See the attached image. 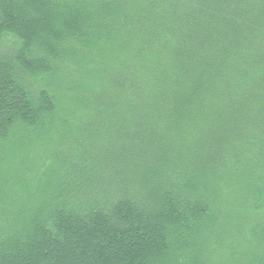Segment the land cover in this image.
<instances>
[{"label":"trees","instance_id":"trees-1","mask_svg":"<svg viewBox=\"0 0 264 264\" xmlns=\"http://www.w3.org/2000/svg\"><path fill=\"white\" fill-rule=\"evenodd\" d=\"M1 161L0 264H264V0H0Z\"/></svg>","mask_w":264,"mask_h":264},{"label":"rangeland","instance_id":"rangeland-1","mask_svg":"<svg viewBox=\"0 0 264 264\" xmlns=\"http://www.w3.org/2000/svg\"><path fill=\"white\" fill-rule=\"evenodd\" d=\"M18 147H20V145L18 144ZM44 148V147H43ZM46 148V147H45ZM48 149V148H47ZM8 152H4V156L6 157L7 156V154H11L12 152H16V148H14V147H9L8 148ZM46 149H42L41 148V150H39V151H37V152H35V154H32V153H30L29 155H28V159H27V161H26V164L27 165H29V164H32L34 167L36 166V167H38L39 168V174L37 175V176H39V175H41L40 173L42 172H46V175H45V178L47 179L48 178V176H51V175H53V174H55V172L57 171V169L56 168H58L59 166H53L54 164H52V163H55V160H53V158L55 157V154H57V158L58 159H60V156L58 155V151H56V150H54V151H50L49 149H48V152H46L45 151ZM55 159H56V157H55ZM58 159H56V162L57 163H60V162H62V161H64V160H58ZM51 160L52 161H54V162H51ZM1 163H2V161L0 162V165H1ZM13 166H16V162L14 161V159H12V167ZM45 167H48V169L46 170V171H44V169H45ZM14 168V167H13ZM60 168V167H59ZM10 173V171H9V166H8V164L6 165L5 163H4V165H2V166H0V176H2L1 174H3V175H5V176H7L8 174ZM29 175H30V171L29 170H26V171H24L23 173H21L20 175H18V177L17 178H15L16 179V184L14 185V186H16V188L15 189H17L23 182H25L27 179H28V177H29ZM45 179V180H46ZM30 180V179H29ZM32 180V181H31ZM31 180L29 181V184H28V186H30V187H32L33 186V184H34V182L33 181H35V179L34 178H31ZM242 181H244V180H242ZM21 183V184H20ZM242 184H244L245 182H241ZM10 187H11V185H10ZM19 190V189H18ZM242 196H243V194H242ZM239 199V197H234V196H232L231 195V197H230V199H229V201H230V203L232 202L233 203V205L234 204H236L237 202H238V200L237 201H232V199ZM247 199H249L248 198V196H247ZM17 201H16V199L14 198L13 199V201H12V203L14 204V203H16ZM257 220H258V222H259V217L258 216H254ZM252 218H253V216H252ZM254 218V221H256V219ZM240 224H238V229H239V231H240V233H242V232H247L248 233V225L246 224V223H244V222H239ZM232 231V228L229 230V232H228V234H227V237H226V240H225V246L227 245V244H230V248H229V250H227V252L230 254V252L229 251H234L235 250V246L234 245H238V243H240L241 242V238H240V236L238 235V240H234V238H232V236H231V233L233 234V233H235V234H237V231L236 230H234L233 232H231ZM221 245H222V242H221ZM219 249H216V251H215V253L214 254H217L216 255V257L218 258V251ZM227 252L225 251L224 253H223V255H222V258L223 259H226V258H224V256L227 254ZM222 259V260H223Z\"/></svg>","mask_w":264,"mask_h":264}]
</instances>
